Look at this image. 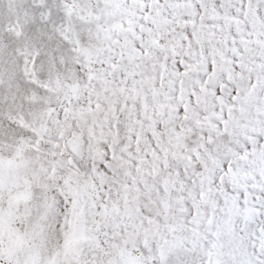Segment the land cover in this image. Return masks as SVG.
I'll use <instances>...</instances> for the list:
<instances>
[{
    "label": "snow or ice",
    "instance_id": "obj_1",
    "mask_svg": "<svg viewBox=\"0 0 264 264\" xmlns=\"http://www.w3.org/2000/svg\"><path fill=\"white\" fill-rule=\"evenodd\" d=\"M0 264H264V0H0Z\"/></svg>",
    "mask_w": 264,
    "mask_h": 264
}]
</instances>
